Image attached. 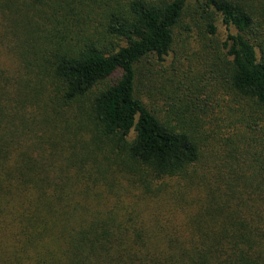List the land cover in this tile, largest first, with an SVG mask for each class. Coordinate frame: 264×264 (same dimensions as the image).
Wrapping results in <instances>:
<instances>
[{"label":"trees","instance_id":"16d2710c","mask_svg":"<svg viewBox=\"0 0 264 264\" xmlns=\"http://www.w3.org/2000/svg\"><path fill=\"white\" fill-rule=\"evenodd\" d=\"M0 264H264V0H0Z\"/></svg>","mask_w":264,"mask_h":264},{"label":"rangeland","instance_id":"374dc122","mask_svg":"<svg viewBox=\"0 0 264 264\" xmlns=\"http://www.w3.org/2000/svg\"><path fill=\"white\" fill-rule=\"evenodd\" d=\"M215 25L217 27V32H218V36L219 39H224L226 38L227 34L229 33V31H227L226 27L223 25L221 19L219 16H216V21H215ZM195 48H175V54L174 55H169V57L165 58L164 63H162L161 65H155L153 64V70L155 72H159L161 69H163V71L165 70L167 74L171 75V67H169L168 65L170 63H176L177 60L181 63V70H187L184 67H186L187 62L185 61L186 58H189V60L191 59L192 55H193V50ZM173 57H175V59H173ZM192 63H194V60H192ZM179 65H175L176 68H178ZM184 66V67H183ZM198 69L200 70L199 67H195V65H193V74H199ZM165 75V74H164ZM167 76V75H166ZM157 92L155 90L152 91V95H153V101L155 104H160V102L158 101V96H156Z\"/></svg>","mask_w":264,"mask_h":264}]
</instances>
